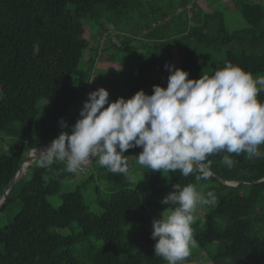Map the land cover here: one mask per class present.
I'll list each match as a JSON object with an SVG mask.
<instances>
[{"label":"trees","instance_id":"1","mask_svg":"<svg viewBox=\"0 0 264 264\" xmlns=\"http://www.w3.org/2000/svg\"><path fill=\"white\" fill-rule=\"evenodd\" d=\"M194 1L169 0L161 8L151 0H0V134L17 140L10 154H0V198L30 148L51 143L62 130L70 132L79 119L101 53L90 48L88 22L91 28L95 22L97 33H103L106 25L125 32L136 20L135 31L128 30L135 35L126 33L122 45L109 39L102 49L104 53L112 50L107 55L115 62L120 51L125 59L132 58L124 77L97 82L109 92L110 102L131 98L141 89L151 95L153 85L166 88L165 64L187 71L193 80L201 74L212 75L226 62L254 76L264 75L262 1L232 0L247 24L232 32L226 28L222 10L204 11ZM168 15L169 20L163 21ZM136 35L142 38L133 44ZM86 51H90L87 67L80 68ZM201 59L205 60L201 63ZM40 99L47 104L37 122L34 109ZM258 100L264 102V92ZM61 120L68 128L61 129ZM260 150L264 151V145ZM140 151L134 148L124 153L129 166V159L137 158ZM225 155L234 161L231 168L223 162ZM207 162L226 181L264 178V158L249 160L244 153L221 151ZM28 170L30 179L22 183L20 178L0 207L3 210L16 202L21 206L12 222L0 228V264H167L154 255L148 209L163 212L160 201L173 184L198 182L194 175L167 172L162 186L158 184L161 173L145 167L143 178L132 188L123 174L107 169L94 174L91 166L89 179L97 175L111 185L106 197L98 193L101 214L97 215L89 211L79 189L64 194L58 208L49 203L48 197L57 193L65 179L77 177L66 171L65 163L54 161L42 168L35 160ZM209 179L216 186L204 193L212 191L216 200L214 208L192 225L198 245L217 244L211 264H264V182L231 188L213 176ZM73 222L81 229L78 234L56 231ZM126 222L136 228L132 237L124 233ZM88 238L102 241V246L75 255L72 249Z\"/></svg>","mask_w":264,"mask_h":264},{"label":"clouds","instance_id":"2","mask_svg":"<svg viewBox=\"0 0 264 264\" xmlns=\"http://www.w3.org/2000/svg\"><path fill=\"white\" fill-rule=\"evenodd\" d=\"M164 67L169 72L167 86L153 85L151 95L141 89L131 98L110 102L104 88L90 92L70 132L62 130L46 148H30L39 166L48 168L60 161L66 171L75 173L95 162L133 181L124 153L140 148L137 164L152 172L194 175L201 181L214 175L208 157L221 151L244 153L249 160L264 158L260 150L264 102L258 100L264 75L254 76L226 62L212 75L193 80L174 65ZM58 123L61 129L68 128L65 121ZM223 162L229 168L234 164L229 155ZM171 187L160 201L165 210L151 222L150 238L155 241V256L167 264H184L191 249L198 247L194 213L216 196L192 183Z\"/></svg>","mask_w":264,"mask_h":264},{"label":"rangeland","instance_id":"3","mask_svg":"<svg viewBox=\"0 0 264 264\" xmlns=\"http://www.w3.org/2000/svg\"><path fill=\"white\" fill-rule=\"evenodd\" d=\"M154 2V5L161 6V8L164 6L166 7L169 4V0H151ZM215 1V0H195V4L199 8H201L204 11H210L212 8H215L217 10H222L224 12V18H225V24L228 31L232 32L235 30L243 29L247 27L246 21L241 16V14L235 10L232 0H218L217 3H215L212 7H209V3ZM255 1H262V4L264 5V0H255ZM191 7V6H190ZM179 11V10H178ZM192 12H190L191 14ZM170 18V15H168L163 21H168ZM132 20L131 24L125 29V32H117L115 29H113L112 26L106 25L107 29L105 32L97 33V30L99 29V26L95 24V22H92V28L91 23L88 22V28L89 31L86 33V37L90 42V48L93 50L101 51L99 56L97 57L95 61V68H94V76L92 77L93 85L90 87V91L88 94L94 90H97L99 88H102V84H98L97 82L99 79L103 81V83H108V81L113 82L114 79H120L124 77L126 73L129 71V67L132 64V58L129 59L124 58L123 51H120L116 58L118 59L116 62L112 61V59L107 55V53L112 52L109 51L107 53H104L102 51L104 46H107L108 40L118 44L122 45L124 43L123 36L126 35V33H132V30L135 31V24ZM92 30H91V29ZM132 29L131 32L128 30ZM127 31V32H126ZM134 34V33H132ZM135 35V34H134ZM141 35H136L135 42L139 41L141 39ZM123 53V54H122ZM90 56V51H86L84 53V59L80 61L79 67L80 68H86L87 67V61ZM202 60L201 59V63ZM88 96V95H87ZM0 97L1 94H0ZM1 100V98H0ZM47 101L45 99H40L34 109L35 114V120L38 122L40 120L42 110L46 106ZM17 143V140L13 137L5 136L4 134H0V154H10L12 147ZM19 143V142H18ZM33 153V152H32ZM28 152L26 153V155ZM137 158H130L129 161L131 163L130 166V173L134 177L133 181H130L131 187L134 188L136 184L143 178V170L145 169V166H141L137 164L136 162ZM92 166V173H105L106 168H103L99 166L98 163L90 164L88 165L83 171H77L76 179L75 180H68L65 179L62 184L60 185L57 193L51 195L48 197L49 203L54 208H58L61 204V197L64 194H67L69 192L75 191L77 189L80 190L84 203L88 206V209L90 212L100 215L101 209L97 205V196L99 193V196L106 197L109 194V190L111 188L110 183H108L103 177L94 176V179H89V176L91 175V171H88L91 169ZM31 177V170L25 171L22 174V183L26 182ZM167 182V172H162L160 175V182L159 185H165ZM198 190L204 192L206 189L216 186V183L212 180H201L195 183ZM98 190L99 192H97ZM215 206L214 202L205 205L200 206L198 210L194 213L196 220L195 223L206 213L210 212L211 209H213ZM21 206L19 203H12L9 204L5 209L0 210V228L7 227L13 220V218L17 215V213L20 211ZM162 212L156 209H148L149 216L153 219H159ZM194 223V224H195ZM126 226H130L126 228ZM123 230L126 236L132 237L134 234L136 228L132 226L130 222H126L123 224ZM56 231H59L63 235L68 234H78L81 232L80 227L76 222H73L71 227L65 228V229H56ZM101 247L102 241H97L94 238H88L86 240H83L81 243L77 244L72 250V252L75 255H81L86 253L87 251H90L91 247ZM217 248V244H210L205 247H201L198 245V247H193L191 249V255L188 257V259L184 262V264H211V261H209L211 255L215 253Z\"/></svg>","mask_w":264,"mask_h":264},{"label":"water","instance_id":"4","mask_svg":"<svg viewBox=\"0 0 264 264\" xmlns=\"http://www.w3.org/2000/svg\"><path fill=\"white\" fill-rule=\"evenodd\" d=\"M48 145H50V143L40 146L38 148H46ZM31 150H29L28 154L26 155L25 159L23 160V162L21 163V165L18 168L17 173L15 174V176L12 178V180L9 182L7 188L4 190L2 197L0 198V207L3 206V204L6 201V197L8 195V193L10 192V190L13 188V186L18 182V180L21 178L22 174H23V165L25 163H29V165H31L36 159L34 158V156L31 155ZM213 177H215L218 181H220L222 184L231 187V188H237L243 184H252V183H262L264 182V178L260 179L258 181H251V182H245V181H240V182H233V181H226L222 178H220L219 176H217L216 174L212 175Z\"/></svg>","mask_w":264,"mask_h":264},{"label":"bare ground","instance_id":"5","mask_svg":"<svg viewBox=\"0 0 264 264\" xmlns=\"http://www.w3.org/2000/svg\"><path fill=\"white\" fill-rule=\"evenodd\" d=\"M41 149H43V148H41ZM31 155L34 156L32 152H31ZM28 166H29V163H25L23 165V169H22L23 170V173L27 170Z\"/></svg>","mask_w":264,"mask_h":264}]
</instances>
